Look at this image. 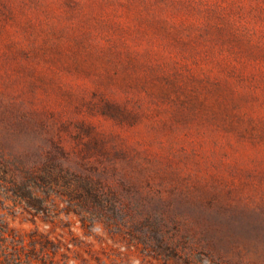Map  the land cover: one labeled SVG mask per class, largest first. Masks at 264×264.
I'll return each instance as SVG.
<instances>
[{"label": "rangeland", "instance_id": "374dc122", "mask_svg": "<svg viewBox=\"0 0 264 264\" xmlns=\"http://www.w3.org/2000/svg\"><path fill=\"white\" fill-rule=\"evenodd\" d=\"M0 264H264V0H0Z\"/></svg>", "mask_w": 264, "mask_h": 264}]
</instances>
